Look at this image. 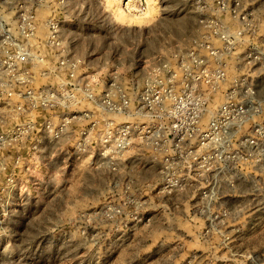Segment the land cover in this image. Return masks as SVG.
<instances>
[{
  "label": "built area",
  "instance_id": "1",
  "mask_svg": "<svg viewBox=\"0 0 264 264\" xmlns=\"http://www.w3.org/2000/svg\"><path fill=\"white\" fill-rule=\"evenodd\" d=\"M195 3L202 10L188 42L128 74L90 65L55 9L40 19L44 0L20 3L13 29L0 21V151L19 147L21 162L63 154L116 176L139 164L157 170L161 192L225 208L223 198L264 164V105L250 75L258 62L244 56L241 0ZM123 191L117 215L137 218L143 187Z\"/></svg>",
  "mask_w": 264,
  "mask_h": 264
},
{
  "label": "rangeland",
  "instance_id": "2",
  "mask_svg": "<svg viewBox=\"0 0 264 264\" xmlns=\"http://www.w3.org/2000/svg\"><path fill=\"white\" fill-rule=\"evenodd\" d=\"M24 1L31 0H0L8 28ZM128 2L66 0L61 7L44 0L38 13L45 20L55 9L64 38L90 65L128 74L186 44L202 10L195 0H151V15L135 21L137 2ZM241 4L244 56L258 62L250 75L264 105V0ZM19 151H0V264H264V164L223 198L225 208L212 210L192 195L161 192L156 169L132 164L121 176L100 174L63 154L16 161ZM132 181L147 203L137 218L115 210Z\"/></svg>",
  "mask_w": 264,
  "mask_h": 264
},
{
  "label": "bare ground",
  "instance_id": "3",
  "mask_svg": "<svg viewBox=\"0 0 264 264\" xmlns=\"http://www.w3.org/2000/svg\"><path fill=\"white\" fill-rule=\"evenodd\" d=\"M147 1H148V9L145 10V11H141V10H139L136 7L131 8V10L138 12L137 14H133L134 15L133 18H132L133 20L142 21V20L148 18L151 15V12H152V9H153L151 7V4H150L151 0H147ZM120 14H122V16L124 15L121 10H120Z\"/></svg>",
  "mask_w": 264,
  "mask_h": 264
}]
</instances>
